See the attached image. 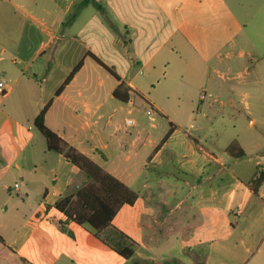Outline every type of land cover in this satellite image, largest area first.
I'll use <instances>...</instances> for the list:
<instances>
[{
	"label": "crops",
	"instance_id": "1",
	"mask_svg": "<svg viewBox=\"0 0 264 264\" xmlns=\"http://www.w3.org/2000/svg\"><path fill=\"white\" fill-rule=\"evenodd\" d=\"M82 1L0 0V264L259 262L264 186L256 195L249 184L264 173V110L251 117L246 104L245 126L244 112L231 122L211 107L238 108L224 55L236 37L254 48L239 57L261 65L264 4L239 20L234 0ZM46 107L51 131L138 194L113 220L137 243L133 259L64 224L55 204L87 178L48 150L34 125ZM137 108H149V127Z\"/></svg>",
	"mask_w": 264,
	"mask_h": 264
},
{
	"label": "trees",
	"instance_id": "2",
	"mask_svg": "<svg viewBox=\"0 0 264 264\" xmlns=\"http://www.w3.org/2000/svg\"><path fill=\"white\" fill-rule=\"evenodd\" d=\"M91 0H84L79 7L85 6ZM99 6V5H98ZM75 14L72 13L69 22ZM77 69L72 73L75 74ZM114 97L123 103L130 99L125 93V87L119 86L114 91ZM47 107L35 119L36 129L45 137L48 150L63 155L64 158L76 166L87 178L86 184L79 187L75 194L62 196L55 204V208L64 214V224L74 222L92 233L96 238L110 247L125 260H131L136 254L137 243L113 225V220L124 205H134L138 194L112 174L106 172L92 159L82 154L73 146L63 141L56 133L51 131L45 123ZM164 140H167L173 131V125ZM237 143H233L228 152L234 158H244L243 151L236 152ZM250 188L257 195L264 186V173L258 174L250 184ZM139 264V263H135ZM142 264H153L145 262Z\"/></svg>",
	"mask_w": 264,
	"mask_h": 264
},
{
	"label": "rangeland",
	"instance_id": "3",
	"mask_svg": "<svg viewBox=\"0 0 264 264\" xmlns=\"http://www.w3.org/2000/svg\"><path fill=\"white\" fill-rule=\"evenodd\" d=\"M253 0H234V7H231V11L239 20L248 18V12L250 10L247 8L248 5ZM257 4H264V0H257ZM248 9V10H247ZM236 44L229 46L225 49L224 55L226 52L231 54L230 64L232 66V71L230 73L225 74V81L227 84L232 85L235 87L234 91L237 98V106L238 108L235 109L233 106L226 104L225 106H220L218 103H215L211 107V115L219 118L225 117V119H229V121L233 122V116L238 112H244L245 118V126H247L248 118L247 112L248 110L247 105H249V110L251 111L252 116L254 117L258 115V110L261 113L264 109H258L256 106V99L259 96L260 100H264V59L261 62V65H258V58L257 56L249 57L247 54L244 58L239 57V52L243 50L252 51L254 50L253 45L250 43H244L241 36L235 38ZM249 92V95L244 96L241 94L242 90ZM257 95V96H256ZM226 100V99H224ZM258 101V100H257ZM201 107V106H199ZM208 107H205L207 110ZM149 108H145L143 110H136L137 122L142 124L143 126L149 127L150 118L149 115L146 113ZM257 110V112H256ZM198 113L197 110H195ZM264 114V111H263ZM165 125L169 126V123L166 120H161ZM240 124V123H239ZM238 126H241L240 124ZM243 125V126H244ZM187 126V125H186ZM242 127V126H241ZM134 131H137V126L133 127ZM144 151V150H143ZM145 152V151H144ZM144 153H140V157H145ZM140 160L137 161L139 164ZM257 167L255 168V170ZM17 197V196H14ZM2 204V201H1ZM7 205H3V209L6 208ZM4 215H8L10 212L4 211ZM262 258L259 262H251L249 264H264V243L262 245V253L259 255V258Z\"/></svg>",
	"mask_w": 264,
	"mask_h": 264
},
{
	"label": "built area",
	"instance_id": "4",
	"mask_svg": "<svg viewBox=\"0 0 264 264\" xmlns=\"http://www.w3.org/2000/svg\"><path fill=\"white\" fill-rule=\"evenodd\" d=\"M5 85H6V80H0V92H4V87H5ZM17 189L19 188V185L18 184H16V186H15Z\"/></svg>",
	"mask_w": 264,
	"mask_h": 264
}]
</instances>
